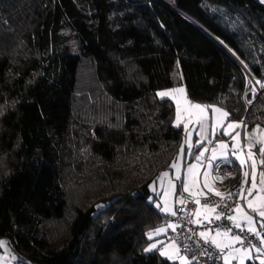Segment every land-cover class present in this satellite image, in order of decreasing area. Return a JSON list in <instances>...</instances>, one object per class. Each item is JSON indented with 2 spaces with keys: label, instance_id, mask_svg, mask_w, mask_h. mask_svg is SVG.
<instances>
[{
  "label": "trees",
  "instance_id": "obj_1",
  "mask_svg": "<svg viewBox=\"0 0 264 264\" xmlns=\"http://www.w3.org/2000/svg\"><path fill=\"white\" fill-rule=\"evenodd\" d=\"M261 84L262 0H0V238L17 264H178L145 251L170 220L150 186L186 136L157 93L185 86L264 128Z\"/></svg>",
  "mask_w": 264,
  "mask_h": 264
},
{
  "label": "snow or ice",
  "instance_id": "obj_2",
  "mask_svg": "<svg viewBox=\"0 0 264 264\" xmlns=\"http://www.w3.org/2000/svg\"><path fill=\"white\" fill-rule=\"evenodd\" d=\"M264 2V0H262ZM257 83H260V81H257ZM261 88H264V84H261ZM173 92H179L183 93V89H173L171 90ZM159 97L166 98L170 96L169 92H159L157 93ZM253 95H255V91H253ZM172 99L175 101L176 105V120H175V127H180L181 124H183L184 130L186 133L190 136L191 132L188 130V124L184 123V120L187 119L189 122H192L193 117H195L196 122L199 123L200 130L203 133L205 131V121L207 120V109L212 108L213 113H219V116L216 117V124L212 125V131L213 134L215 133V129L217 126H221L223 124V121L229 117V113L226 111H223L220 108H216L214 106H206V105H200L198 103H192L190 100L184 99L182 96L181 97H172ZM248 103L251 104L252 101L248 100ZM243 124V121L239 123H229L227 128L232 129L234 127H239L240 125ZM259 127V126H258ZM221 135H229V132L227 129H224L221 132ZM251 135V134H249ZM240 136V133L237 132L235 136H232L231 139L234 141H237L239 143L238 137ZM207 139V137H205ZM187 142V141H186ZM209 143L212 141L209 139ZM198 144L200 142H197ZM264 144V141H255L252 144L249 145V151L247 153V159L251 160L252 163L250 165L251 168V173L245 172L244 176L245 178L249 177L251 174V184L250 186L246 189L247 195L244 194L245 188L244 185L247 183V179L242 181L240 189H238L235 193H229V199L232 197H239L240 199H243L247 203V207L251 210V213L255 215H250L249 212L245 211L244 207L239 203V201L234 202V207H230L228 205H224L225 208H229L230 212H235L237 215H230L226 214L224 211H221L215 216V220L219 221L221 220L222 217H224L226 220H228L230 223V226L225 228L224 230H221L220 226L218 225L216 228V235L215 236H209L207 232H201L199 233V236L204 240L205 244H208L209 246L218 249L221 257L224 260V264H228L229 260L231 259L230 256L224 255L225 249L231 248L234 243H240L241 245H245L243 254L240 257L241 264H243V260L245 257L249 258L252 260V256L250 255L251 249L255 248L256 256L255 259L259 260V264H264V259H261L260 257L264 256V146H260ZM193 145H189V153H191ZM253 147H256L259 155H260V160L259 164L261 166V171L259 173L257 172V162L255 159L256 152L252 151L251 149ZM217 148L221 149L220 152V158L221 162L227 163V164H232L233 161L230 158L231 156H235L237 151L243 152V147L237 149V144L232 145V151L229 156L224 155V149L228 148V145L225 144L222 141H218L216 147L212 149V156L209 157V160H217ZM184 149L183 146L181 148V152L183 153ZM204 151H207L205 149ZM204 151L200 152V155L195 156V159L197 161H200L201 158L204 156ZM179 159V157H178ZM237 159H240V157H237ZM244 159H240V164L243 166L245 164ZM213 166V165H210ZM215 167L219 166V163L214 165ZM172 167L176 168L178 167L177 164H173ZM197 168V165L192 164L188 166V174L193 175L194 170ZM169 174L163 173L162 177H167ZM207 175V173H205ZM257 175H259V183H257ZM177 179H180L178 176ZM170 184V189L174 193L175 192V185L171 184V181H169ZM182 188L183 191L187 192L189 191V187L187 183H182ZM205 187H208L207 183L204 185ZM256 192V195L253 196V192ZM217 196L223 197L224 194L220 192L215 193ZM248 197H253L252 199H248ZM181 204H184V200L179 201ZM165 203H167L165 201ZM196 204H200V200L197 199L194 201ZM157 208H160V205H156ZM203 207L205 209H208L209 212H214L216 207H220L219 204L216 205H210L209 203H204ZM162 212H169L171 215L175 216L177 213L176 211H173L170 207H164L160 208ZM183 210V209H181ZM198 214V213H196ZM256 217H259L260 220H257ZM207 219V217H205ZM193 223H199V221H190ZM211 222V221H209ZM245 224L247 227H245ZM257 225L259 226V230L257 228ZM168 227H173V225H168ZM233 229H239L240 234H236ZM165 231V228H157L155 233L149 232L148 238L152 239L153 235H158L162 232ZM208 232H211V229L208 230ZM251 234L259 239L260 242V247H257L256 245L252 244L251 240H249L248 235ZM247 242V243H246ZM5 242L0 241V247L4 245ZM171 247H175L177 252L179 251V248L175 243L171 245ZM154 249H157V244L153 243L150 245L149 248L145 249L146 252L152 251ZM160 253L161 256H166L167 252L164 250L157 249ZM189 251H191V248H189ZM237 252H240V249H236ZM200 255H208L209 258H212V254L208 253L206 249H201ZM176 257L173 256H168L169 260L175 259ZM178 259L180 260V264H191V260H188L186 256H179ZM196 257H192V260H195Z\"/></svg>",
  "mask_w": 264,
  "mask_h": 264
},
{
  "label": "rangeland",
  "instance_id": "obj_3",
  "mask_svg": "<svg viewBox=\"0 0 264 264\" xmlns=\"http://www.w3.org/2000/svg\"><path fill=\"white\" fill-rule=\"evenodd\" d=\"M173 89H183L184 92L181 94L179 92H173L171 90ZM159 92H169L170 93V96L168 98H171L172 97H183L184 99H189L188 98V95H187V91H186V88L185 86H178V87H174V88H168V89H163V90H160ZM158 92V93H159ZM260 95L263 96V93L260 91ZM173 100V99H172ZM175 102V101H174ZM216 108H220L222 109L223 111H226L224 108L222 107H219V106H214ZM212 109V108H211ZM227 112V111H226ZM211 115L214 117V124H216V117L219 116V113H213L211 112ZM175 120H176V117H175ZM188 124V130L191 132V135L189 136L186 131V136H185V140H184V146H183V149L184 147L186 146V144L190 143L193 141V138L195 137V128L196 127H192L191 125H189V122L185 121ZM241 121H238V120H230L229 118L225 119L223 121V124L220 126H224L225 129L228 130L229 132V135H226V136H222L221 135V132H219L218 134L221 135L219 136V138H214V140L216 142L218 141H222L224 142L225 144L228 145V148L227 149H224V155L225 156H229L231 151H232V145L233 144H237V149L243 147V152H240V151H237L235 156H231L230 158L232 159L233 164L235 163H238L240 168H241V172H242V177L244 180L247 179V183L244 185V188H245V195H247V192H246V189L250 186L251 184V174L249 175V177L245 178L244 176V173L245 172H249L251 173V168H250V165L252 163L251 160L247 159V153L249 151V145L252 144L253 142L255 141H264V128H262L261 126H255L253 128H249L247 126H243L240 125L239 127H234L232 129H228L227 126L229 123H239ZM191 126V127H190ZM239 132L240 133V136L238 137V140H239V143H237V141H234L231 139L232 136H235L236 133ZM251 134V135H249ZM187 141V142H186ZM214 141V142H215ZM260 146H264V144L260 145ZM205 149H207V146L201 148V149H198L196 151H194L193 153H195V155H200V152L201 151H204ZM219 149V148H218ZM220 152H221V149H219ZM252 151L256 152V156H255V159H256V162H257V172L259 173V171H261V166L259 164V160H260V155H259V152L257 150L256 147H253L251 149ZM206 151H204L205 153ZM220 156V154H219ZM237 157H240V159H244L246 162L243 166H241L240 164V159H237ZM217 160H220L221 159H218L217 157ZM213 161H216V160H213ZM180 169H178L179 171ZM177 171V173H178ZM241 177V176H240ZM257 183H259V175H257ZM177 183L178 181H175V190L177 188ZM164 185V186H163ZM174 185V184H173ZM160 188V187H164V188H169V182L165 180L164 181H161V182H158L155 181L151 184V188L152 190L154 191L156 188ZM256 195V192L254 190L253 192V196ZM253 197H248V199H252ZM241 205L244 207L245 211L249 212L250 215H255L253 213H251V210L247 207V203H241ZM198 214H196L197 216L199 215H206V216H209L212 214V212H209L208 209H205L203 207V205L199 204L198 205V208H197V212ZM232 215H237V213L233 212ZM257 220H260L259 217H256ZM168 225H173V223H170ZM167 224H164L158 228H165V231L158 234V235H153L150 243L146 246V249L150 247L151 244L153 243H156L157 244V249H160V250H164L167 252V255L166 256H163L164 258L168 259V256H173V257H176L175 259H172L170 261L172 262H176L178 264H180V260L178 259L179 256H184L182 254V252L179 251L177 252L176 248L175 247H171V245H173V243H175V245H177V243L175 241H173L171 238H170V230L171 229H174L175 228V225L174 228L173 227H168ZM245 227H247V225L245 224ZM257 228L259 230V226L257 225ZM157 229V228H156ZM156 229L154 230H151L150 232H153L155 233ZM207 234L209 236H215L216 235V231H211V232H208L207 231ZM0 241H3L5 242L4 245L2 247H0V264H17L18 262V257L9 241V239L7 237H3V238H0ZM178 246V245H177ZM179 248V246H178ZM157 249H154V250H157ZM236 249H240L241 251L240 252H237ZM243 251H244V246L241 245L240 243H234L232 245L231 248H228V249H225V252L228 253L227 256H230L231 259L229 260L228 264H233V262H235L234 264H241V260H240V257L241 255L243 254ZM250 255L252 256V258L254 259L255 256H256V252H255V248L251 249V253ZM261 259H264V256L260 257ZM249 260V258L245 257V259L243 260V264H246L247 261ZM258 260V259H257Z\"/></svg>",
  "mask_w": 264,
  "mask_h": 264
},
{
  "label": "built area",
  "instance_id": "obj_4",
  "mask_svg": "<svg viewBox=\"0 0 264 264\" xmlns=\"http://www.w3.org/2000/svg\"><path fill=\"white\" fill-rule=\"evenodd\" d=\"M214 148L213 144L208 145V150L204 153V156L201 158L200 163L204 167L208 163H212L213 175L215 179L221 183L231 181L235 174V170L232 164L223 163L220 160H209L208 158L212 156L211 151ZM219 163L218 167H215ZM244 181L242 177H239L234 184H231L228 188L227 195L221 197L217 196L214 192H207L202 200L204 203H209L210 205L219 204L220 207L215 208V216L224 211L226 214H232L229 211L230 207H234V202L239 201V203H245V200L240 199L239 197H232L229 199V193H235L238 189H240L241 183ZM245 194V192H244ZM184 200L185 203L181 204L179 201ZM180 200H178L175 204L176 215L171 216V218L175 221L176 226L171 231L170 238L177 243L180 251L184 256L187 257L188 260H191V264H215L219 262L222 257L219 253L218 249H215L208 244L204 243V240L199 236V233L216 230L219 225L221 230L230 226L228 220L224 217L221 220H215V216L196 218V204L194 200L188 196H183ZM224 205H228L229 208H225ZM183 209V210H181ZM190 221H199V223H193ZM211 221V222H209ZM236 234H240L239 229H233ZM249 240H251L252 244L260 247L259 239L251 234H247ZM247 243V242H246ZM245 247V245H243ZM191 248V251H189ZM201 249H206L208 253L212 254V258L210 259L208 255H200ZM196 257L195 260H192V257Z\"/></svg>",
  "mask_w": 264,
  "mask_h": 264
},
{
  "label": "crops",
  "instance_id": "obj_5",
  "mask_svg": "<svg viewBox=\"0 0 264 264\" xmlns=\"http://www.w3.org/2000/svg\"><path fill=\"white\" fill-rule=\"evenodd\" d=\"M187 100H190V99H187ZM191 102L196 103L193 101H191ZM198 104L205 105V104H201V103H198ZM206 106H208V105H206ZM211 112H212V109L208 108L207 109L208 118L205 121V131L203 133L201 132L199 123L196 122L195 117H193L192 122H189L187 119H185V121L189 122V125H191L192 127H196L195 128V134H194L195 137L193 138L192 142L186 144V146L184 147L183 153L180 151V153L178 154V156L174 160L173 164H177L178 167H176V168L171 167V169L163 171L159 175V177L155 180V181L158 180V182H161V181L165 182V180L168 182L171 181V184H174V185H175V181H178L177 188H176L175 192L173 193L171 191L170 184H169L168 189L164 188V187H160V188L157 187L154 191L152 190V188L150 186L152 192L157 196V204H159L161 208L170 207L173 211H175L176 202L178 200H180L183 196H188V197L192 198L194 201L199 199L200 204L204 205L202 197L207 192H214V193L220 192V193L224 194L223 196L227 195V191H228L229 186L231 185V181L224 182V183L217 181L213 175L212 166H210V165H212V163H208L207 165H205L203 167L201 165L200 161H197L195 159V156H197V154L195 155V153H193L194 151L201 149L205 146H207V150H208L209 144H213L214 147H216L217 142L214 140V138H219V136H221V135H219L218 133L222 132L225 129L224 126H222V127L217 126L215 129V133L213 134L212 125H214V122H213L214 117L211 115ZM184 123H186V122H184ZM243 126H245V124H243ZM222 136H226V135H222ZM205 137H207V139H205ZM209 139L212 141L211 143L208 142ZM197 142H200V143L198 144ZM189 145L194 146L192 148L191 153H189V151H188ZM211 154H212V151H211ZM219 154H220V150L217 148V157H218V159H221ZM178 157H179V159H178ZM192 164L197 165V168L194 170L193 175H189L188 174V166L192 165ZM178 169H180V170L178 171ZM177 171H178V173H177ZM166 172L169 175L167 177H162V174L166 173ZM205 173H207V175H205ZM178 176L180 177V179H177ZM241 177H242V172H241ZM182 183L188 184L189 191H187V192L183 191V188L181 186ZM205 183H207L208 187L204 186ZM165 201L167 203H165ZM197 208H198V204H196V212H197ZM165 213L170 217V220L167 222V225L170 223H173V225L176 226L175 221L171 218L172 215L169 212H165ZM232 214H233V212H232ZM195 216H196V218L212 217V216H215V213L212 212V214L209 216H206L205 214L199 215V216H197L195 214ZM172 230L173 229L170 230V233ZM204 232H207V231H204ZM227 254L228 253L224 252V255H227ZM222 260H223V258H222ZM252 260H257V259L254 258ZM257 261H259V260H257ZM234 263L235 262H233V264Z\"/></svg>",
  "mask_w": 264,
  "mask_h": 264
},
{
  "label": "water",
  "instance_id": "obj_6",
  "mask_svg": "<svg viewBox=\"0 0 264 264\" xmlns=\"http://www.w3.org/2000/svg\"><path fill=\"white\" fill-rule=\"evenodd\" d=\"M263 93V97H264V91H261Z\"/></svg>",
  "mask_w": 264,
  "mask_h": 264
}]
</instances>
